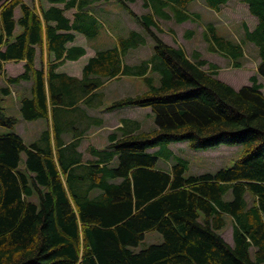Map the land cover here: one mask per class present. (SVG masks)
Returning <instances> with one entry per match:
<instances>
[{
	"label": "trees",
	"instance_id": "1",
	"mask_svg": "<svg viewBox=\"0 0 264 264\" xmlns=\"http://www.w3.org/2000/svg\"><path fill=\"white\" fill-rule=\"evenodd\" d=\"M108 1L46 0L48 8L22 0L0 4V73L6 62L25 61L21 74L7 78L9 84L31 82V96L20 102L21 117L51 120V129L29 145L14 132L0 134V264H264L263 86L255 76L251 85L236 90L217 78L218 67L201 53L188 56L155 33L161 30L158 20L198 22L200 15L188 11L195 0H143L149 12L142 15L128 7L134 0H116L152 40L151 55L123 63L130 49L146 44L145 36L129 31L117 46L89 59L81 80L56 73L85 54L69 44L75 32L88 39L98 35V23L87 10ZM228 1L205 4L219 12ZM243 3L257 19L252 30L243 24L235 41L206 23L202 39L209 52L237 69L251 44L264 79V0ZM70 9L77 10L72 22L64 15ZM193 35L186 31L187 39ZM38 49L47 52L46 71L35 68ZM120 76L140 78L146 89L106 109L150 108L156 127L142 130L137 121L121 119L106 146L88 147L85 160L78 135L59 141L57 130L79 120L78 102L94 101L103 83ZM16 122L0 106V127L13 130ZM177 142L195 151L220 144L241 151L230 168L185 177L187 162L169 149ZM227 219L232 245L220 234ZM148 231L158 232L163 242L133 251Z\"/></svg>",
	"mask_w": 264,
	"mask_h": 264
},
{
	"label": "rangeland",
	"instance_id": "2",
	"mask_svg": "<svg viewBox=\"0 0 264 264\" xmlns=\"http://www.w3.org/2000/svg\"><path fill=\"white\" fill-rule=\"evenodd\" d=\"M229 3L221 7L220 12H215L209 10L205 4V0H195L188 6V11L192 15L199 14L201 19L198 22H184L182 25L175 23L173 20L161 21L158 20V25L161 30L155 32L163 41L172 46H177L182 48L185 53L190 56L192 51L197 49L202 57L210 64L215 65L219 69L218 78L223 82L231 85L235 89H240L243 86L251 85V78H257L258 83L263 86L264 91V79L257 73V66L259 63V58L257 55V50L251 45L247 44L245 47L246 57L242 60L241 68H233L228 60L220 58L216 53L209 52L207 49V43L202 39V31L206 23H212L219 34L231 38L235 41L240 39L243 33L242 25L246 24L251 30L256 24V18L252 16L248 7L243 0H229ZM110 5V4H109ZM107 5V7L109 6ZM130 9L137 15L145 13V8L143 7V0H137L135 3L130 4ZM112 10L108 9L111 14L110 17L115 18L119 22L126 24L127 26H134L133 28L142 30L141 27L127 14L125 8L117 1L111 4ZM115 7V8H114ZM101 32L99 37H106L109 46H117L116 39L118 38V33L115 29L108 24L103 22V27L100 29ZM186 31H194L192 40L186 38ZM141 34L146 37L147 43L145 46L141 47L140 51L129 53V56L125 60V63L136 64L141 60L147 59L152 52L153 42L147 36L146 32L142 30ZM149 49V50H148ZM151 51V52H150ZM86 58L82 59L80 63H84ZM206 70L207 66L204 67ZM7 71L10 74L17 75L21 71L20 64H14L10 62L7 64ZM1 83V78H0ZM157 84V83H156ZM25 84L19 87H14L13 91L18 90L19 93L24 91ZM2 87L0 84V106L4 109L6 115L15 117L19 119L20 113L18 109V103L12 94H3ZM113 89L116 90L117 96H121L122 92L125 94H138L146 89L143 83L134 78L127 77L124 82H118L110 85L105 91L108 94ZM108 96V95H107ZM19 96L18 98H20ZM109 97V96H108ZM106 105L111 104L112 100L106 99ZM136 115L139 120L142 121L144 130H152L156 127L155 125V115L151 112L150 108H142L138 110ZM32 125L34 122H18L13 130H8L0 127V134H6L14 132L24 136L23 125ZM31 130H42L45 129L42 122L36 124V126H30ZM104 131L94 137L93 144L96 146H102L105 144L103 140ZM29 136V135H28ZM86 144L83 145L85 147ZM171 152L187 162V170L184 176L188 177L190 175H200L203 173L214 174L221 168L232 167L237 159L239 158L240 146L232 145H218L212 148L204 150H192L189 148L186 142H177L169 145ZM154 152L155 150H149ZM160 167L163 169L169 168V164L160 162ZM20 166H23V161L20 162ZM35 201L36 199L33 198ZM222 238L232 245V224L229 219H227L226 226L220 231ZM163 242L162 236L156 231H148L144 234L142 242L139 243L137 247L132 248L133 251L139 252L143 249L148 248L151 245H158Z\"/></svg>",
	"mask_w": 264,
	"mask_h": 264
},
{
	"label": "crops",
	"instance_id": "3",
	"mask_svg": "<svg viewBox=\"0 0 264 264\" xmlns=\"http://www.w3.org/2000/svg\"><path fill=\"white\" fill-rule=\"evenodd\" d=\"M3 1L4 0H2L0 2V4ZM22 1L28 6H34V4H36L37 8H39L40 4H42L44 8H48L50 6V4L46 2V0H22ZM115 1L116 0H110V1L104 2V3L101 2V3H98V4L90 7L87 10L88 15H90L94 19H96V21L98 23L99 33L96 37L88 39L84 34L75 32L74 33L75 39L72 43L69 44V46L81 47L84 49L85 54L83 56H81L78 60L66 61L64 64H62L60 67H58L56 69V73L64 74L68 77H72L74 79L81 80L83 67L88 63L89 59L94 57L98 51L107 50V49L115 47V46H109L110 44L108 45L106 37H99V34L101 32L100 29L103 27V22H107L108 24H110L115 29V31L118 33V38L116 39L117 44H118V40L120 38L127 37L129 31H136L139 34H141L142 30H140V28L135 29V28H133L134 26L129 27L126 24L119 22L115 18L110 17L111 14L108 12V9L112 10L111 4ZM136 1L137 0H134L133 3H135ZM133 3L127 2L128 7L130 8L131 7L130 4H133ZM228 3L229 2H227V4ZM107 5H109V6L107 7ZM226 5H224V6H226ZM224 6H222V7H224ZM76 12H77L76 9H70V10L65 11L64 15L72 22L74 20V14ZM148 12H149V10L145 8V13H143V14H146ZM140 15H142V14H140ZM20 16H21V12H20L19 7H17L14 10V19L17 21L20 18ZM182 24L183 23H181L180 25H182ZM256 24H257V19H256ZM139 27H140V25H139ZM15 30H16V33H19L21 31V29L18 26L16 27ZM1 33H2V28H1V21H0V34ZM185 34H186V32L184 33V35ZM192 39H193V37H191L189 40H192ZM147 42L148 41L146 40V43ZM141 47H143V46L137 47L135 49H130L126 53V55L122 58L123 63H125V60L129 56V53L140 51ZM145 47H147V46H145ZM194 51L199 52L197 49H195ZM217 55L220 58L228 60L226 57H224L220 54H217ZM84 58H86L85 62L80 63V61ZM51 59H53L52 56H51ZM48 60L49 59L47 57L46 50H43V52H40V50L38 49L37 54H36V58H35V68L36 69L43 68L46 71L47 65H48ZM228 62H230V61L228 60ZM8 63H10V62H6L4 64V70L2 71V73H0V78H1L0 84H1L2 88L7 87L10 90L9 94H12V96L14 95L16 103H18V105H19L18 109H19V113H20V102H21V100L25 97L31 96V94H30L31 82H20L17 84H9L7 82V78L16 77L19 74H21L24 70L23 66L25 64V61L13 62L14 64H20V66H21V71L17 75L10 74L7 71V64ZM125 64H128V63H125ZM218 74H219V70H218ZM126 78L127 77L120 76L118 78H113V79L108 80L105 83H103V85L96 90V92L99 93V95H97L96 99L94 101L90 102L89 104L86 105L82 101L78 102L76 107L78 108L77 114L80 117L79 120L75 124H70L67 126H63L62 128H59V130H57L58 140L70 142L74 139L79 138L80 145L78 147V151L82 154L83 158L85 160H87L88 158H90V154H89L90 150L88 149V147H90V146H93L95 148L105 147L107 144V136L112 131L117 129L118 127H121V124H120L121 119L128 118V119L137 121L140 125V129L144 130L142 121H140L139 120L140 118H138V116L136 115V112L138 110H142V108L125 107V108H119V109H114V110L106 109L107 107H109L111 105V104L106 105L105 100L107 98L112 100V102H114L118 98L126 96L127 94H125L126 92H122L121 96H117L118 94H117L115 89L110 91L108 94H106L105 91L109 88L110 85H113V84L118 83V82H124L126 80ZM129 78L140 79V78H136V77H129ZM22 84H25L24 91L21 92V94H18V96H17L16 93H19V92H18V90L13 91V88L19 87ZM77 86L81 88V85L77 84ZM134 94H131V95H134ZM19 96H21V97L18 98ZM99 104H101L102 107L96 108V106ZM15 119L17 120L16 125L18 124V122H34V124H32V125L31 124L30 125H27V124L23 125V128L25 130L24 136H21L20 134H18L23 139L25 144H27V145L36 141L39 138V135L43 130V129L39 130V131L38 130L37 131L31 130V128H29L30 126L34 127V126H36L37 123L42 122L45 128L48 127L51 129V120L50 119L48 121H42V120L26 121V120L22 119L21 113H20L19 119H17V118H15ZM70 126L72 128H69ZM65 128H68V129L65 130ZM103 131L105 132V133H103V140H104L105 144H103L102 146L94 145L93 144L94 137L97 136L98 134L102 133ZM74 133H76L78 135V138L73 137ZM84 144H86L85 147H83Z\"/></svg>",
	"mask_w": 264,
	"mask_h": 264
}]
</instances>
